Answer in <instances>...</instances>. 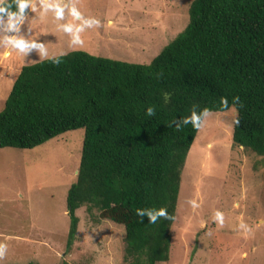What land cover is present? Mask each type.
Returning a JSON list of instances; mask_svg holds the SVG:
<instances>
[{
	"label": "trees",
	"instance_id": "obj_1",
	"mask_svg": "<svg viewBox=\"0 0 264 264\" xmlns=\"http://www.w3.org/2000/svg\"><path fill=\"white\" fill-rule=\"evenodd\" d=\"M230 108L233 145L264 156V0H192L187 26L148 64L73 51L23 66L0 113V149H32L83 129L66 197V250L77 236L76 211L95 208L124 227L125 264L166 263L181 173L198 131L174 121ZM150 209L170 218L150 223L137 215Z\"/></svg>",
	"mask_w": 264,
	"mask_h": 264
},
{
	"label": "rangeland",
	"instance_id": "obj_2",
	"mask_svg": "<svg viewBox=\"0 0 264 264\" xmlns=\"http://www.w3.org/2000/svg\"><path fill=\"white\" fill-rule=\"evenodd\" d=\"M191 1L49 0L68 5L56 20L52 11L42 13L40 0H31L35 11L27 9L19 35L43 43L48 55L33 49L24 56L0 45V113L23 66L73 51L150 63L187 26ZM73 5L101 22L80 34L82 46H73L71 35L58 28L81 23L70 14ZM210 113L181 173L170 258L158 264H264V156L233 145L234 108ZM83 138L77 129L32 149L0 150V242L8 246L0 264H125L124 227L100 219L95 208L76 211L77 236L66 250V197L76 181ZM217 211L222 226L213 219ZM241 223L251 231L240 229Z\"/></svg>",
	"mask_w": 264,
	"mask_h": 264
},
{
	"label": "clouds",
	"instance_id": "obj_3",
	"mask_svg": "<svg viewBox=\"0 0 264 264\" xmlns=\"http://www.w3.org/2000/svg\"><path fill=\"white\" fill-rule=\"evenodd\" d=\"M13 5L15 10H13ZM40 8L42 9L43 14L46 15L49 11H52L56 20H62L64 18L65 9L68 8V5L61 6L59 3L49 2V0H40ZM26 9L35 11V6L31 3V0H13V3H7L6 0H0V32L3 33V35L0 36V45L15 49L24 56H27L33 49H37L42 57L48 55V50L43 43H38L37 40H29L24 36L19 35L21 32V26L24 25L27 19ZM70 14L74 20L81 21V23L59 24L58 28L71 35V43L73 46H82L84 41L80 34L89 28L100 27L101 22L96 18L83 17L74 5L71 7ZM53 63L59 64V58L54 59ZM235 101L239 102V97H236ZM222 104L224 108L228 107L226 98L222 100ZM146 114L148 116H154L156 114L155 107H148ZM210 114L209 109H204L200 112L193 110L191 116L184 117L179 121H174V123L178 129L191 124L194 128L199 130L205 125ZM189 203H191L193 207H198L195 201H189ZM137 215L140 216L142 220L144 217H148L150 223H155L160 217L170 218L166 209L142 210L139 211ZM213 219L218 221L221 226L224 223L223 213L219 211L214 214ZM239 228L245 232L251 231L249 226L245 223H241ZM7 247V244L0 242V261H2L6 255Z\"/></svg>",
	"mask_w": 264,
	"mask_h": 264
},
{
	"label": "crops",
	"instance_id": "obj_4",
	"mask_svg": "<svg viewBox=\"0 0 264 264\" xmlns=\"http://www.w3.org/2000/svg\"><path fill=\"white\" fill-rule=\"evenodd\" d=\"M1 150V149H0ZM0 237H4V235L3 234H0Z\"/></svg>",
	"mask_w": 264,
	"mask_h": 264
}]
</instances>
